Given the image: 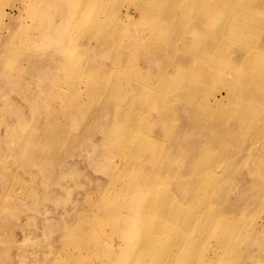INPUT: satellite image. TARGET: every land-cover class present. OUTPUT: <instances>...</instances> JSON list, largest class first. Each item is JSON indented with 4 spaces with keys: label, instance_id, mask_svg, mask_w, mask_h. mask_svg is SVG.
Wrapping results in <instances>:
<instances>
[{
    "label": "bare ground",
    "instance_id": "6f19581e",
    "mask_svg": "<svg viewBox=\"0 0 264 264\" xmlns=\"http://www.w3.org/2000/svg\"><path fill=\"white\" fill-rule=\"evenodd\" d=\"M0 104L7 264H264V0H0Z\"/></svg>",
    "mask_w": 264,
    "mask_h": 264
},
{
    "label": "rangeland",
    "instance_id": "374dc122",
    "mask_svg": "<svg viewBox=\"0 0 264 264\" xmlns=\"http://www.w3.org/2000/svg\"><path fill=\"white\" fill-rule=\"evenodd\" d=\"M10 99L14 102H17V104H16V106H19V107H21L22 108V110L25 112H27V110H26V105L22 102V101H20V100H18V98H17V96L16 95H11L10 96ZM260 111H258V113H259ZM1 115H2V113H1V111H0V119H1ZM1 125V124H0ZM3 131H4V128L2 127V128H0V132H2L3 133ZM87 173H88V175L90 176V177H92V176H94L95 177V175L96 174H94V173H92L91 171H87ZM97 176V175H96ZM99 177H101V176H99ZM43 192H45V190L44 189H41ZM53 190H55V188L53 189V188H51V189H49V191H53ZM41 191V192H42ZM81 192H82V190H80ZM46 192H47V190H46ZM72 192V191H71ZM75 191H73V193H74ZM2 193V190H1V188H0V194ZM79 193V190H76V192L74 193V194H78ZM61 195H63V191H62V193H61ZM80 196V195H79ZM64 197H68L66 194L64 195ZM67 199V198H66ZM3 202H6V201H4L1 197H0V204H2ZM44 205H47V207L52 211V214H54L55 216H54V218H59V215L61 216L62 215V213L60 212V211H55L54 209V206H52L51 204H47V203H45ZM42 208H43V205L41 206ZM13 210H14V208H13ZM15 211L17 212V209H15ZM19 209H18V213H19ZM10 220H12V218L10 219ZM9 220V221H10ZM26 220V216L25 215H17V219H15V223L11 226V228L9 229V231H8V229H7V227L6 226H9L10 225V223H8L7 221H1L2 223H0V239H2L3 241L1 242V244H0V264H7L6 263V261H8L7 260V256L10 254V255H12V252H13V248H14V246L15 245H13L12 244V235L14 236V235H16L14 238L16 239L17 238V240H21V241H23V244L21 245V246H19V247H21L22 249H23V251L24 250H29V249H36L35 251H34V253L35 252H39V251H47V246H46V235L43 233V232H36V233H33V231L34 230H25V231H22L21 230V225L22 224H25V221ZM261 221H264V215L262 216V218H261ZM4 223V225H2ZM69 231V230H68ZM67 231V232H68ZM67 232L65 233V235L64 236H62L61 238H59V239H57V247H56V249L54 250L55 252H54V254H52L51 253V247H50V250H49V253H48V256H49V258H50V260L51 261H53V262H55L56 261V258L58 257V253H61L62 251H63V248H64V242L66 243V240H64L63 239V237H66V234H67ZM11 235V239L10 238H8V237H6V236H8V235ZM9 235V236H10ZM35 235H37V237H33V236H35ZM39 235H42V237L40 236V237H38ZM13 238V239H14ZM36 247H38V248H36ZM32 254H30V255H28V257L26 258L25 257V255L22 257V260L21 259H19L18 257H13V259L9 262V264H29L30 262H33V258H32V260H30V256H31ZM63 259L65 260V261H67L68 260V258L64 255V257H63ZM5 261V262H4Z\"/></svg>",
    "mask_w": 264,
    "mask_h": 264
},
{
    "label": "crops",
    "instance_id": "0c3cea01",
    "mask_svg": "<svg viewBox=\"0 0 264 264\" xmlns=\"http://www.w3.org/2000/svg\"><path fill=\"white\" fill-rule=\"evenodd\" d=\"M34 91L36 93V95H35V100L36 101H34L33 106L36 105V104L40 106V103H42V100H41L42 93L39 92V91L37 92V89L35 87H34ZM1 107H2V105L0 104V108ZM26 110H27V116L30 117V118H32V119L29 120V126L36 124L37 123V120L39 118L40 112H37L36 110L33 109V111L31 113H29L30 110H29V108H27V106H26ZM2 118H3V114L1 115V119ZM2 127L4 128V131H3V133L0 132V144L3 145L2 146L3 148L0 150V174L2 173V170H1L2 164L4 162H6V161H14L19 156V154H20V152L18 150H16V149H10V148H8L7 146H5L3 144L4 141L6 140L3 137L4 134H5L6 128H5L4 125L3 126H0V128H2ZM36 133L37 132H35V135H36ZM15 140L17 141L18 139H15ZM14 167L17 168V164H14ZM25 175L27 176V183H30V177H31L30 175H28V174H21L20 176H25ZM0 188H1L2 191L4 190V186H2L1 177H0ZM40 188H41V185H40ZM14 207L15 206L11 204V205H8L7 208L8 209H12Z\"/></svg>",
    "mask_w": 264,
    "mask_h": 264
}]
</instances>
